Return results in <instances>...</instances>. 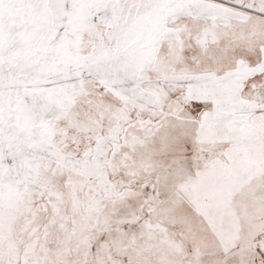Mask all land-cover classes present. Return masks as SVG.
Wrapping results in <instances>:
<instances>
[{"label":"snow or ice","instance_id":"1","mask_svg":"<svg viewBox=\"0 0 264 264\" xmlns=\"http://www.w3.org/2000/svg\"><path fill=\"white\" fill-rule=\"evenodd\" d=\"M0 264H264V0H0Z\"/></svg>","mask_w":264,"mask_h":264}]
</instances>
